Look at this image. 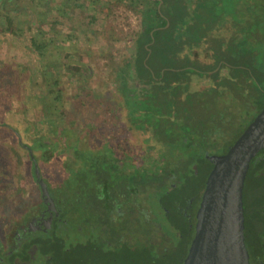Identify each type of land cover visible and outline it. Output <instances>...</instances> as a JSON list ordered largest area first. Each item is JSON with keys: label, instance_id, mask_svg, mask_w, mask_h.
Here are the masks:
<instances>
[{"label": "trees", "instance_id": "trees-1", "mask_svg": "<svg viewBox=\"0 0 264 264\" xmlns=\"http://www.w3.org/2000/svg\"><path fill=\"white\" fill-rule=\"evenodd\" d=\"M87 1L94 3L98 0ZM111 1L123 4L137 15V27L130 31L129 43L124 46L125 53L117 60L112 55L104 56L110 65L109 83L117 94L105 89L96 92L91 84L87 81L83 83L77 77L74 79L77 85L74 84L73 93L75 99H80L79 106L83 105V98H92L101 107L105 123L99 134L103 142L93 148H81L75 146L77 140L69 139L73 162L65 157L64 147L53 146L56 143L53 135L60 137L65 132L71 134L74 126L65 117L67 101L60 104L62 96L67 100L71 96L64 92L67 80L59 75V66L70 73L79 74V69L82 66L88 69V65L87 61H73L70 56L65 62L47 59L43 68L52 65L54 74L50 72L43 76L44 91L39 100L42 111L39 121L43 127L39 134L32 137L29 146L40 150V164L45 162L47 167L57 166L65 174L63 187L57 184L51 186L41 175V165L33 163L32 167L37 165L39 177L44 179L47 191L55 189L52 193L58 201L55 206H67L71 204L69 201L75 205L90 203L95 208L103 207L109 217L122 215L123 209L129 212L137 193L143 188H153L162 211L171 214L174 228L185 234L188 231L185 223H177L174 218L186 203L178 193H183V183L185 185L189 181L176 179L178 175L184 176L180 158H188L189 173L186 175L194 178L196 169L189 163L192 161L190 154L196 150V167L198 164L203 168L207 162L204 177L207 175L210 161L205 153L211 152L210 148L222 135L221 127L226 117L225 111L218 106L220 97L231 95L244 104L257 101V111L264 105V0ZM65 3L67 5L68 1L56 5V10L61 14L65 11L59 7L62 8ZM42 4V11L37 10L36 7ZM2 7L4 10H1ZM26 8L36 12L38 18L35 25L28 20L25 28L14 27V21L18 20L15 14L19 11L16 1L0 0V30L19 35L25 29H32L28 33L29 43L42 54L43 50L51 48L50 42L53 40L43 35L41 29V25L49 24L45 18L50 9L49 0H27L20 9L23 12ZM67 38L70 39V36L66 35ZM68 53L64 51V57ZM19 74L22 75L20 83H27V94L23 97L30 101V76L27 73ZM81 74L84 77L88 75ZM67 83L71 84L72 80ZM26 103L22 101V104ZM120 109H124L127 124L118 114ZM129 126L149 130L150 136L161 144L153 160L149 159L150 152L146 150L139 159L136 155H129L125 135ZM164 129L166 133H163ZM150 136L146 138L147 141ZM54 153L56 160H53ZM127 161H132L129 166ZM68 182L73 185V193L66 194V198L57 191H65ZM203 183L204 180L201 189ZM84 192L87 194L84 195ZM242 207L244 242L245 245L249 242V245L255 246L254 242L259 237L253 232L255 224L263 223L260 229L264 234V145L249 160L242 187ZM135 210L143 217L142 209ZM66 214L65 210L60 213L62 216ZM57 222L55 220L54 229L59 226ZM53 237L57 241L54 245L50 237L44 236L45 243H40L41 252L63 257L67 253H76L80 247L87 253H96L98 249L96 243L90 240L64 248L59 242L63 240L61 236ZM127 248L123 242L119 253ZM183 253L184 247L180 254Z\"/></svg>", "mask_w": 264, "mask_h": 264}, {"label": "rangeland", "instance_id": "rangeland-1", "mask_svg": "<svg viewBox=\"0 0 264 264\" xmlns=\"http://www.w3.org/2000/svg\"><path fill=\"white\" fill-rule=\"evenodd\" d=\"M15 1L19 8L15 15L18 17L19 22L15 20L14 27L25 28L28 20L35 25L38 18L36 12L30 11L28 8L23 12L21 11L27 0H10V2ZM64 1L66 0H49L50 9L45 16L49 20V24L41 25V29L43 35L52 37L53 40L50 42L51 48L48 47L43 50L42 54L33 49L29 43L28 33L32 29H25L19 35L7 30H0V253L2 254H5L9 249L10 243L7 236L15 226L16 215L20 216L24 208L34 207V204L39 200L40 189L33 177V163H37L38 166L41 165V175L49 181L51 186L57 184V186L63 187L62 184H64L63 176L65 174L63 175L62 171L56 168L57 166L49 165L47 167L44 165L45 162L40 164L39 149L30 148L29 146L32 137L39 134L43 127L39 121L42 115L39 100L44 91L43 76L48 75L50 72L54 74L52 65L48 64L43 68V63L47 59H59L60 62H65L69 58L68 56L72 57L73 61L82 59L87 61L88 69L83 68L84 66L79 69L81 73H87V77L82 76L81 73H70L59 66V75L67 80L64 92L71 96L69 100L62 96L63 99L60 104L67 101L65 117L69 124L71 120L74 126L71 134L65 132L60 137H54L53 135L52 138H56L54 140L56 143L53 146L64 147L65 157L73 162L72 144H68L69 139L77 140L75 146L81 148L98 146L103 142L99 132H102L105 123L101 107L95 104L92 98H83V105L79 106V97L75 99L73 95L75 91L74 84L77 85L74 79L76 77L80 78L83 83L87 81L94 87L96 92L105 89L111 90L116 95L117 93L109 83L110 75L108 71L110 65L106 62L107 58L104 56L112 55L114 60L120 58L125 53L124 46L129 43L130 31L137 27V15L126 9L121 3H114L111 0H98L94 3H89L87 0L72 1L67 5L65 3L62 8L59 7L63 12L65 11L61 14L56 10L58 9L56 5ZM42 6L44 4L37 6L36 9L41 10L43 9ZM1 10H4V8L2 7ZM11 12L15 13V11ZM66 35L70 36V39H66ZM113 36H120V38L112 39ZM262 48L264 49V45ZM64 51L69 52L65 57ZM41 67L43 70H41ZM42 71L44 73H41ZM19 73H27L30 76V96L32 97L30 101L23 97L27 94V83H20L22 75ZM69 80H72L71 84L67 83ZM11 83L15 85L12 86ZM62 87L64 89V86ZM23 100L27 103L22 104ZM257 105H259L257 101L251 100L250 104H244L231 95L220 97L218 106L225 111L226 117L221 127L223 130L222 135L218 137L216 145L210 148V154H217L223 150L227 142L256 113ZM118 114L127 124L128 120L124 114V109H120ZM166 131L164 129L163 133H166ZM125 132L128 141L126 148L130 156L136 155L138 159L142 158L145 153L144 150H146L150 152L148 154L150 155L149 159L153 160L156 149L162 147L159 142L150 136L149 130L143 131L129 126ZM224 135H226L225 139H223ZM148 136L150 138L147 141ZM55 155L54 153L53 160L57 159ZM190 155L192 161H190L189 166L195 167L196 175L194 178L186 175L189 173L187 171L188 158H180L179 161L183 167L182 175L184 176L179 177L178 175L176 177L181 182H185L182 181L183 179H189L188 184L184 185L183 183L185 188L183 193H178L180 197L185 198L186 210H182L180 214L174 216L177 223H181V221L185 223V229L189 228L187 222H189V218L191 221L192 216L190 213L193 212V208L196 206L201 194V183L205 180L204 172L207 165V162H205L203 168L198 164L196 167V160L194 162V159L198 157L196 150ZM34 158H36V162ZM130 162L132 161H127L126 164L129 166ZM150 162L148 165H150ZM177 170H179L178 164ZM40 179L44 182V179ZM72 189V183L68 182L65 191L61 190L57 193L66 197V194L73 193ZM152 189H141L137 193L134 203L130 204L129 212L127 209H123L122 215L113 216V220L105 213L103 207L95 208L90 203L75 205L73 201H69L71 204L67 205L65 216H67L66 222L69 221L71 224L66 227V223L58 221L59 226L56 229H50L47 234L52 235L50 237L51 244L54 245L57 242L53 236L60 235L63 240L59 242L64 245V248L71 247L76 242L85 243L90 240L102 244L106 248L113 249L116 254H120L118 249L123 242L135 245L142 244V242L147 243L146 239L140 241L143 233L148 234L151 240L155 237L153 232L157 233L159 231L166 232L167 235L172 237L174 233L173 217L170 216L171 214H164L158 203L157 194ZM54 190L50 188L47 191L52 204L58 203L55 195L52 194ZM83 194L85 195L87 192ZM43 199L41 203H38L36 209L40 213H47L49 210L47 207L50 206L48 201ZM136 208L142 209L141 212H144L143 217L138 210H135ZM101 221L109 223L102 224ZM44 233L40 232L39 235ZM247 246H251V244ZM251 247L254 248L253 245ZM39 251H41L40 246ZM97 254V251L96 253H87L80 247L77 248L76 253H67L63 257L52 254V258L54 260L53 264H92L95 263ZM38 258L41 259V255Z\"/></svg>", "mask_w": 264, "mask_h": 264}, {"label": "water", "instance_id": "water-1", "mask_svg": "<svg viewBox=\"0 0 264 264\" xmlns=\"http://www.w3.org/2000/svg\"><path fill=\"white\" fill-rule=\"evenodd\" d=\"M264 145V105L225 151L205 153L211 162L195 210L193 233L180 264H248L243 233L242 187L251 157ZM33 175L53 208L45 183Z\"/></svg>", "mask_w": 264, "mask_h": 264}, {"label": "flooded vegetation", "instance_id": "flooded-vegetation-1", "mask_svg": "<svg viewBox=\"0 0 264 264\" xmlns=\"http://www.w3.org/2000/svg\"><path fill=\"white\" fill-rule=\"evenodd\" d=\"M41 195L40 192L39 200L34 204V207L30 209H28V207L24 208L20 216L16 215L15 226L10 230L7 236L10 243L9 249L5 254L0 253V264H53L54 260L50 253L39 251L40 243H45L43 242L45 240L44 236H52L47 234L50 229H54L53 225L55 220L66 223V227L71 223L69 221L68 223L66 222L67 216L60 215L62 210H67V206L57 207L53 204V208L47 207V209H49L47 213H40L37 211L36 208H38V203H41L44 198L43 195ZM197 204L198 202L196 206H194L193 212L190 213L192 217L191 221L190 218L188 219L189 222H187V225L189 228L185 234L178 232L177 228L173 227L174 233L172 237L167 235L166 232L159 231L157 233L153 232L155 237L151 240L148 234L143 233V237L140 238V241L142 242L146 239L148 241L147 243L142 242V244L135 245L124 242L128 248L127 250H122L121 254H116L113 249L106 248V246L96 243L98 254L95 263L92 264H180L193 233ZM182 210H186L185 204L182 206L181 211ZM164 214L166 215L167 212H164ZM113 216L115 215L113 214L110 217L112 220ZM62 218L63 220H61ZM101 223L106 224L109 222L104 223V221H101ZM262 226L263 223L255 224V231L253 232H255V235H259V237H255L254 248L251 247L252 244L251 246L245 245L248 252V264H264V234L261 233L262 231L260 229ZM40 232L45 233L39 235ZM177 237L179 238L177 239ZM183 247L184 253L180 254ZM40 255L41 259L38 258Z\"/></svg>", "mask_w": 264, "mask_h": 264}, {"label": "crops", "instance_id": "crops-1", "mask_svg": "<svg viewBox=\"0 0 264 264\" xmlns=\"http://www.w3.org/2000/svg\"><path fill=\"white\" fill-rule=\"evenodd\" d=\"M66 1H68V4H70L72 1L73 2H75V1H78V0H66ZM81 0H79V2H80ZM160 2V1H159ZM159 2H158V4H159ZM40 151V150H39ZM39 174V173H38ZM33 177H34V175H33ZM35 178V177H34ZM41 178V177H40Z\"/></svg>", "mask_w": 264, "mask_h": 264}]
</instances>
